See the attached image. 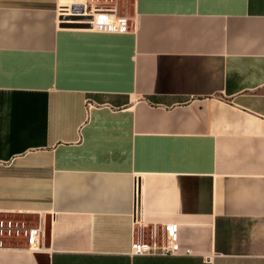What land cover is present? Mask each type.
<instances>
[{
	"label": "crops",
	"instance_id": "obj_1",
	"mask_svg": "<svg viewBox=\"0 0 264 264\" xmlns=\"http://www.w3.org/2000/svg\"><path fill=\"white\" fill-rule=\"evenodd\" d=\"M66 2L0 0V221L45 224L0 264H264V0H120L126 32ZM136 180L181 253H131Z\"/></svg>",
	"mask_w": 264,
	"mask_h": 264
},
{
	"label": "built area",
	"instance_id": "obj_2",
	"mask_svg": "<svg viewBox=\"0 0 264 264\" xmlns=\"http://www.w3.org/2000/svg\"><path fill=\"white\" fill-rule=\"evenodd\" d=\"M60 7V24H73L88 26L84 29L103 32H126L129 22L119 14L120 0H66ZM140 183L135 184V221L134 237L131 253L144 254H179V225L172 223L159 231L156 225L146 228L138 219L140 204ZM136 227V228H135ZM24 232L29 240L30 250L44 248L45 224L42 219L38 226H17L12 223L0 221V247L3 245L1 238L5 236L20 235Z\"/></svg>",
	"mask_w": 264,
	"mask_h": 264
},
{
	"label": "water",
	"instance_id": "obj_3",
	"mask_svg": "<svg viewBox=\"0 0 264 264\" xmlns=\"http://www.w3.org/2000/svg\"><path fill=\"white\" fill-rule=\"evenodd\" d=\"M63 26L70 27V28H86V27H88V26H77V25H73V24H64ZM47 234H48V226H47Z\"/></svg>",
	"mask_w": 264,
	"mask_h": 264
},
{
	"label": "rangeland",
	"instance_id": "obj_4",
	"mask_svg": "<svg viewBox=\"0 0 264 264\" xmlns=\"http://www.w3.org/2000/svg\"><path fill=\"white\" fill-rule=\"evenodd\" d=\"M131 0H122V4H127L128 2H130ZM63 4V3H62Z\"/></svg>",
	"mask_w": 264,
	"mask_h": 264
}]
</instances>
